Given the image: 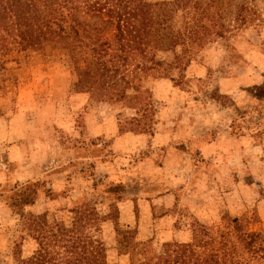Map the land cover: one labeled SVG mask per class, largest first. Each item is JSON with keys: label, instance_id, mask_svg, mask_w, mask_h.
Segmentation results:
<instances>
[{"label": "rangeland", "instance_id": "1", "mask_svg": "<svg viewBox=\"0 0 264 264\" xmlns=\"http://www.w3.org/2000/svg\"><path fill=\"white\" fill-rule=\"evenodd\" d=\"M202 1L205 23L223 25L222 36L172 71L175 81L149 77L130 101L77 92L66 64L9 57L0 73V264L38 250L23 217L67 226L83 203L110 217V264L137 258L133 248L115 258V228L129 229L128 241L150 236L155 253L173 238L190 241L198 224L224 234L229 218L264 232V0ZM76 19L86 42L112 41L99 17Z\"/></svg>", "mask_w": 264, "mask_h": 264}, {"label": "trees", "instance_id": "2", "mask_svg": "<svg viewBox=\"0 0 264 264\" xmlns=\"http://www.w3.org/2000/svg\"><path fill=\"white\" fill-rule=\"evenodd\" d=\"M201 3L0 0V73L6 71L9 57L17 55L11 60L20 61L33 53L45 61L66 64L75 75L77 92L96 98L99 91H111L115 102L130 101L133 95L128 91L142 87L149 77L175 81L181 75L172 71H182L183 64L193 60L208 41L222 36L223 25L214 22L209 27L205 23L206 10ZM79 13L108 23L114 31L112 41L86 42L76 19ZM69 213L67 226L48 227L44 213L23 217L25 232L37 241L38 250L18 264H110L112 250L104 238L109 215L88 203ZM180 222L174 221L175 230H187L178 226ZM226 230L209 235L205 226L198 224L190 230V241L173 238L155 253L145 248L150 236L146 241H138L136 236L128 241L127 234L132 232L115 228V258L130 254L133 248L138 250L137 258L130 259V264H264V232L250 230L240 218H229Z\"/></svg>", "mask_w": 264, "mask_h": 264}]
</instances>
